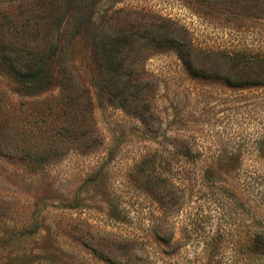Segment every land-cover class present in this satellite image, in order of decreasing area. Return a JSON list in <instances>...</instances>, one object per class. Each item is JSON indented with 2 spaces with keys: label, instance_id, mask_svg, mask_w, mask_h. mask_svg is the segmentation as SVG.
Segmentation results:
<instances>
[{
  "label": "rangeland",
  "instance_id": "1",
  "mask_svg": "<svg viewBox=\"0 0 264 264\" xmlns=\"http://www.w3.org/2000/svg\"><path fill=\"white\" fill-rule=\"evenodd\" d=\"M56 8L77 7L64 0H0L1 30L33 46L40 44L54 27L50 18ZM94 8L97 17L125 8L147 10L185 25L197 43L226 40L214 29L224 21L211 27L181 0H101ZM67 19L60 43L69 30ZM75 42L65 61L76 71L79 90L71 92L78 111L69 107L65 88L22 95L0 76V264H202L206 237L214 236L217 222L220 234L230 224L239 232L248 226L254 232L258 221L253 216L264 221V201L248 202L251 197L242 189L240 174L257 171L264 176V160L255 157L264 153L259 142L264 138V88L232 91L197 83L188 79L174 54L155 55L145 67L155 82L150 133L136 118L97 98L89 41ZM73 111L78 128L73 125L74 135L80 142L74 146L66 131L74 124ZM83 131L93 140L90 149L82 145ZM252 143L254 153L246 152ZM181 145H188L193 157H186ZM235 150L244 152L241 158L233 156ZM148 156L166 159L172 173L189 168L213 180L202 197L193 194L188 200L198 210L215 215L217 201L224 206L229 193L240 196L231 212L234 218L206 217L203 232L182 236L185 213L178 211L179 196L171 209H158L134 188L136 166ZM169 178L180 180L177 175ZM243 204L253 213L246 215ZM114 213L124 222L113 220ZM155 231L174 233L172 258L160 256L161 246L151 235ZM100 255L111 263L99 260Z\"/></svg>",
  "mask_w": 264,
  "mask_h": 264
},
{
  "label": "trees",
  "instance_id": "2",
  "mask_svg": "<svg viewBox=\"0 0 264 264\" xmlns=\"http://www.w3.org/2000/svg\"><path fill=\"white\" fill-rule=\"evenodd\" d=\"M99 1L64 0L69 6L77 8H56L51 12L52 15L49 13L54 27L49 30L50 35L45 41L34 46L23 38L8 36L0 26V76L13 83L16 93L22 95H36L55 87L61 90L65 88L70 94L69 107L78 111L73 107L78 100L73 98L71 92L79 90L76 71L68 69L65 53L75 41L86 39L89 41V58L95 71L93 87L97 91V98L136 118L148 132L150 129L153 131L155 123L151 111L155 82L154 76L145 67L147 60L155 55L174 54L188 79L197 83L218 84L232 91L264 88V0H181L186 7L194 8L196 16L211 27L213 22H225L214 29L221 30L226 40L230 41L224 40L218 45L197 43L185 25L147 10L125 8L109 16L97 17L99 13L94 6ZM66 17L71 18L66 22L69 30L64 35L63 43H60V29ZM54 63L58 64L56 66L61 65V68L56 70ZM75 117L77 115L73 111L71 118ZM73 125L77 126L75 119L74 124L68 125L70 130H66L72 146L80 143L74 135L77 127L73 128ZM84 132L82 145L90 149L93 140ZM259 142L261 150H264V138L259 139ZM181 146L185 148L186 157H193L188 145ZM254 148L255 143H252L251 149L246 152L254 153ZM243 153L235 150L233 156L241 158ZM255 157L264 160V153ZM157 159L148 156L136 166L134 188L138 193L145 194L158 209H171V204L179 196L182 210L178 211L181 215L183 211L185 213L180 230L182 236L190 237L203 232V220L206 217L210 220L216 216V219H222L228 214L229 219L234 218L231 212L235 210L234 205L241 202L240 196L229 193L226 196L229 201L224 206L221 201H217L215 215L198 210L188 200L193 194L202 197L203 189L207 190L213 180L208 179L205 173L195 174L189 168H182L180 174L176 171L172 173L166 159ZM173 175L180 179L178 183L169 178ZM240 176L242 189L251 197L248 202H263L264 176L257 171L241 172ZM242 207H246V215L251 214L250 206L243 204ZM190 210L195 212H187ZM114 215L113 220L124 222L117 214ZM253 218L258 221L254 232L250 231L249 226L239 232L235 227L232 229L230 224L225 233L220 234L223 229L219 228L217 222L215 230H218L214 236L208 233L206 237L207 244L202 249L205 261L202 264H264V221ZM151 235L155 237V243L161 246V257L172 258L175 255L176 249L171 248L174 233L164 235L155 231ZM121 247L127 249L125 244ZM14 259L21 261L19 257ZM98 259L108 263L112 261L104 259L102 255ZM136 260L141 261L140 258ZM122 264L135 263L126 261Z\"/></svg>",
  "mask_w": 264,
  "mask_h": 264
}]
</instances>
